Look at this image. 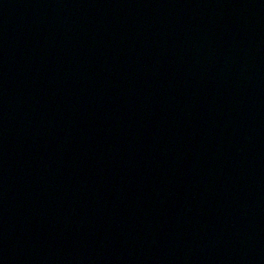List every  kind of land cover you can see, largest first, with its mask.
<instances>
[{"label": "water", "instance_id": "obj_1", "mask_svg": "<svg viewBox=\"0 0 264 264\" xmlns=\"http://www.w3.org/2000/svg\"><path fill=\"white\" fill-rule=\"evenodd\" d=\"M0 264H264V0H0Z\"/></svg>", "mask_w": 264, "mask_h": 264}]
</instances>
